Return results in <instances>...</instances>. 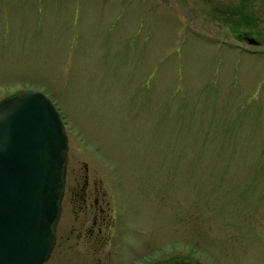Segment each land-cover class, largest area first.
I'll list each match as a JSON object with an SVG mask.
<instances>
[{"label": "rangeland", "instance_id": "1", "mask_svg": "<svg viewBox=\"0 0 264 264\" xmlns=\"http://www.w3.org/2000/svg\"><path fill=\"white\" fill-rule=\"evenodd\" d=\"M140 2L0 0V100L47 94L70 167L117 175L168 257L264 264V47L239 48L216 0Z\"/></svg>", "mask_w": 264, "mask_h": 264}, {"label": "water", "instance_id": "2", "mask_svg": "<svg viewBox=\"0 0 264 264\" xmlns=\"http://www.w3.org/2000/svg\"><path fill=\"white\" fill-rule=\"evenodd\" d=\"M69 138L42 91L0 100V264H44L56 244Z\"/></svg>", "mask_w": 264, "mask_h": 264}, {"label": "flooded vegetation", "instance_id": "3", "mask_svg": "<svg viewBox=\"0 0 264 264\" xmlns=\"http://www.w3.org/2000/svg\"><path fill=\"white\" fill-rule=\"evenodd\" d=\"M138 1L145 5L166 3L173 8L189 4V0ZM250 1L216 0L214 3L216 14L240 24L242 29H237L236 34L245 47H238L246 51L264 47L263 34L249 25ZM68 142L62 213L55 227L57 239L44 264H195L182 256L168 257L162 240L157 244L147 236L145 226L131 223L130 214L124 208L125 197L117 189V175L90 173L88 163L84 165V172L72 169L70 138Z\"/></svg>", "mask_w": 264, "mask_h": 264}]
</instances>
